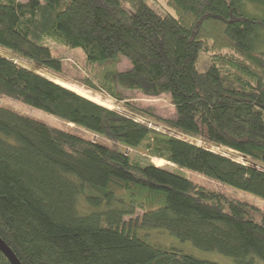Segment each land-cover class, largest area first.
<instances>
[{"label":"trees","instance_id":"1","mask_svg":"<svg viewBox=\"0 0 264 264\" xmlns=\"http://www.w3.org/2000/svg\"><path fill=\"white\" fill-rule=\"evenodd\" d=\"M162 1L170 11L155 0H0V50L9 56H0V96L113 143L0 108V239L20 264H216L151 245L135 234L140 226L264 264V208L174 172L264 202V59L254 42L264 12L245 8L264 9V0ZM44 38L89 60L127 59L128 70L112 68L99 83L168 94L174 118L110 110L38 74L61 72ZM136 150L166 165L142 163ZM136 209L139 217L122 220ZM0 264H10L2 252Z\"/></svg>","mask_w":264,"mask_h":264},{"label":"rangeland","instance_id":"2","mask_svg":"<svg viewBox=\"0 0 264 264\" xmlns=\"http://www.w3.org/2000/svg\"><path fill=\"white\" fill-rule=\"evenodd\" d=\"M18 1L25 2L27 0ZM44 1L45 0H40L42 3ZM155 1L160 8L170 11L165 7L162 0ZM245 8L252 14L260 15L264 12L262 7L256 6L254 4L251 5L246 2ZM256 35L257 37L254 41L256 45V53H258V55L262 56L264 59V30L257 32ZM43 43L50 49L52 55L61 61V72L56 74L49 71L38 70L36 71L38 74L110 110L130 115V113H133L134 110L141 109L163 119L174 118L175 110L168 94H162L161 96L154 98L144 96L138 91L123 90L117 84H112L111 86L109 85L108 89H106L99 83L101 76L105 73H108V71L112 68H114L116 72L128 70L131 65L127 59L119 56L117 57L116 61L113 62V64L98 62L87 59L80 48L69 49L63 46L60 42L49 38H44ZM225 53L229 54L230 52L226 51ZM0 56L9 57L1 50ZM203 58L204 56L200 54L197 63L199 70H202L204 67ZM18 64L29 69H34L32 65L27 62L18 61ZM0 108L14 111L48 126L67 130L68 132L87 139L97 140L106 146H113V143L108 139L96 136L80 127H73L72 125L66 124L62 120L52 115L26 106L12 98L0 96ZM187 140L191 141L189 139ZM118 149L122 150V147H118ZM213 150H215L216 153L222 154L238 163L249 166L252 165L248 161H245V159L238 153L227 151L222 148ZM130 153L132 157L139 159L142 163H152L155 166L166 165L163 160L148 158L142 150L130 151ZM257 168L261 169L259 166ZM174 172L188 179L199 182L208 188L222 191L227 196L253 202L257 206L264 208L263 201L256 199L247 193L214 183L213 181L205 179L184 168L176 167ZM141 213L142 211L140 209H136L132 216H124L122 220L125 222L133 220L136 217H139ZM135 234L151 245L183 253L198 260L209 261L216 264H238L233 258L222 255L218 252L200 250L196 248L190 241H181L164 229H148L140 226L137 230L135 229ZM254 264L262 263L256 258Z\"/></svg>","mask_w":264,"mask_h":264},{"label":"water","instance_id":"3","mask_svg":"<svg viewBox=\"0 0 264 264\" xmlns=\"http://www.w3.org/2000/svg\"><path fill=\"white\" fill-rule=\"evenodd\" d=\"M0 252L7 258L10 264H20L16 256L9 247L0 239Z\"/></svg>","mask_w":264,"mask_h":264},{"label":"built area","instance_id":"4","mask_svg":"<svg viewBox=\"0 0 264 264\" xmlns=\"http://www.w3.org/2000/svg\"><path fill=\"white\" fill-rule=\"evenodd\" d=\"M136 120L140 121V122H143L142 120H140L139 118H137ZM144 123V122H143ZM147 126L150 127V128H153V129H158L157 127L153 126L151 123H147ZM213 149H218L217 147H211V151L213 152H216L215 150Z\"/></svg>","mask_w":264,"mask_h":264}]
</instances>
